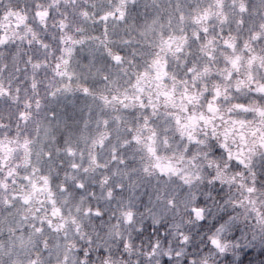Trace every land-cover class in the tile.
<instances>
[{"label":"snow or ice","instance_id":"6c2138e0","mask_svg":"<svg viewBox=\"0 0 264 264\" xmlns=\"http://www.w3.org/2000/svg\"><path fill=\"white\" fill-rule=\"evenodd\" d=\"M0 264H264V0H0Z\"/></svg>","mask_w":264,"mask_h":264}]
</instances>
